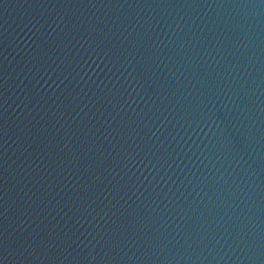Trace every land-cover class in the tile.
Here are the masks:
<instances>
[{
	"label": "water",
	"instance_id": "obj_1",
	"mask_svg": "<svg viewBox=\"0 0 264 264\" xmlns=\"http://www.w3.org/2000/svg\"><path fill=\"white\" fill-rule=\"evenodd\" d=\"M0 264H264V0H0Z\"/></svg>",
	"mask_w": 264,
	"mask_h": 264
}]
</instances>
